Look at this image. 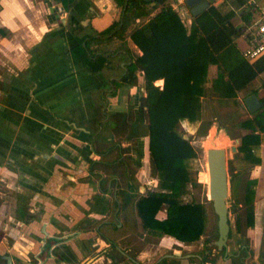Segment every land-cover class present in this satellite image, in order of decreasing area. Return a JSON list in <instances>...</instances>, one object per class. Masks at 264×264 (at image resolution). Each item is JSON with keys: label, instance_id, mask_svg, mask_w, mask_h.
<instances>
[{"label": "crops", "instance_id": "crops-1", "mask_svg": "<svg viewBox=\"0 0 264 264\" xmlns=\"http://www.w3.org/2000/svg\"><path fill=\"white\" fill-rule=\"evenodd\" d=\"M248 1L264 10V0ZM166 3L190 26L192 16L182 5L184 0ZM225 3L217 0L213 5L234 8ZM120 13L117 0H73L68 9L57 0H0V250L22 261L135 262L114 241L133 219V203L125 206L120 190L128 191L130 177L138 188L145 185L141 175L148 171L147 137L122 139L117 149L107 151L109 132L92 137L89 128L99 107L126 111L132 106L134 121H145L139 104L144 94L142 73L137 72L136 85L121 81L130 62L126 50L141 54L140 49L128 34L124 41L98 35ZM143 21L136 19L135 24ZM231 21L242 24L239 14ZM247 34L236 39L241 52ZM83 35L95 36L90 45L97 53H109L95 68L76 61L72 53ZM260 76L264 73L252 82ZM258 168L260 174L250 170L256 198L254 225L247 231L255 261L262 241L259 214L264 213V170ZM151 181L156 184L152 177ZM135 218L140 223L137 214ZM234 241L229 239V249L242 243ZM173 244L188 251L193 247L168 235L159 242L165 247ZM194 257L199 255L187 252L169 258L176 264H196L190 261ZM221 260L230 264V259Z\"/></svg>", "mask_w": 264, "mask_h": 264}, {"label": "trees", "instance_id": "trees-1", "mask_svg": "<svg viewBox=\"0 0 264 264\" xmlns=\"http://www.w3.org/2000/svg\"><path fill=\"white\" fill-rule=\"evenodd\" d=\"M57 1L68 9L73 0ZM166 1L117 0L121 7L118 20L98 33L104 38L114 37L122 41L128 34L140 49L141 54L126 50L130 62L125 67L121 81L136 85L137 72L142 73L144 94L140 96L139 104L144 108L145 121H134L132 106L126 111H107L99 107L96 116L89 122V128L92 137L104 130L109 132L107 151L117 149L122 139L132 141L140 136L147 137L148 173L149 177L157 179V189L147 190L141 195L130 177L127 181L128 191L119 192L122 203L125 206L133 203L144 230L192 244L204 232L206 208L201 202L183 200L190 182L188 161L196 156V152L191 145V138H184L181 122H194L201 99L208 95L235 99L239 91L264 73V54L249 62L236 44V39L247 33L254 19L257 10L255 3L232 0L234 8L228 9L212 4L192 16L191 24L187 27L179 12ZM236 14L242 20L240 26H235L231 21ZM136 19L145 21L135 24ZM94 39L95 36L83 35L72 48V53L77 55L76 61L92 68L109 56L108 51L97 53L91 47ZM211 65L216 67V76L207 86ZM160 79L162 85H156L155 82ZM251 93L258 95V89H252L248 95ZM259 99L261 108L238 123L239 127L249 130L240 136L238 153L253 164L260 163V158L253 150L264 139V99ZM238 176L239 171L231 172L232 180ZM193 184L196 185L195 182ZM254 185L255 180L248 178L241 196L230 199L229 208L234 213L240 210L235 218L236 232L245 239L238 247L239 254L232 256L235 259L232 264H245L242 259L249 252L247 230L254 223ZM161 211L164 216L159 218L157 214ZM204 249L211 252L210 248ZM200 254V264H215V258L209 259L207 254ZM167 260L177 261L164 258L161 262Z\"/></svg>", "mask_w": 264, "mask_h": 264}, {"label": "rangeland", "instance_id": "rangeland-1", "mask_svg": "<svg viewBox=\"0 0 264 264\" xmlns=\"http://www.w3.org/2000/svg\"><path fill=\"white\" fill-rule=\"evenodd\" d=\"M225 1L226 5H228L230 2L229 6H233L231 0ZM183 4L184 3H182V5ZM261 10L262 7L258 6L255 17ZM184 19L187 21V18ZM185 23L187 24V27H189L188 23ZM215 76L216 69L211 65L207 74V86H210L211 81ZM263 81L264 77L260 76L257 81L251 82L245 89L239 91L235 99L219 98L215 95H208L201 99V106L196 120L194 122H188L186 120L181 122L182 132L187 136V138H191V145L196 152V156L188 161L190 182L187 185V191L183 196V200L186 202H201L206 208L205 228L200 239L192 243L193 247L190 249V251L175 244L167 247L159 245L160 239L164 237V235H160L157 232L144 230L141 226V223L137 222V219L135 218V208L134 205L131 204L130 208L131 212L133 213V219L130 220L131 223H128L129 226L125 229V232L120 234V237H122L120 239L116 238L114 241L116 246L118 245L126 248L128 254L132 256L133 259H135V262H133L124 258L122 260L123 264H176L177 262L174 260H167L165 262H161L164 258L159 260L163 255L170 254L172 252H178L179 254L193 252L194 254H198L199 257L193 258V261L196 264H200L198 259L201 258L200 253L202 252L204 255L207 254L209 259L212 257L215 258V261H220L218 264H225V262L221 260L223 258V253L218 251L216 247L211 244V241L217 238V216L213 211L212 202L209 199V175L207 169L206 152L212 147H222L226 151L228 176L227 204L231 227L230 239L232 241L239 240L242 243L245 241L244 237L237 233L235 229V218L240 213V210L234 213L229 208L230 199L232 197L238 198L241 196L245 182L248 178H250V173L252 170L259 172V174L262 170L259 169L258 166H261V168L264 170V139L262 138L260 144L253 150L254 154L260 158V163L253 164L250 160L244 159L242 154L238 153L237 147L240 144V136L247 133L249 130L239 127L238 123L241 120L251 117V113L244 106L243 102L244 98L252 89L257 88L258 97L264 99V85L262 84ZM234 100H236V102ZM233 147H235V150H233ZM247 168H249V170H247ZM232 171H239V176L233 180L231 179ZM141 177V180L145 181V185H143L144 188H138L139 194L142 195L145 194L147 190L157 189V179H155L156 184L154 185L153 181H151V177H149L148 171L146 174H142ZM193 182H195L196 185H194ZM255 198L256 192L254 193L253 204ZM162 212L157 214L159 218L164 216V212ZM259 217L263 225L261 248L258 255L261 258L258 257L257 261H255L254 251L251 250L249 243L248 255L243 258L245 264H259L260 261L262 262L261 264H264V213L261 212ZM236 247L238 246L234 243V248L228 249V254L236 253L238 249ZM204 248H210L211 252L209 253ZM113 252L117 257V253H115L114 249ZM165 258L170 259L169 257ZM228 259L230 258H227V260ZM232 261H235V259L231 258L230 264H232ZM205 264L211 263L206 262Z\"/></svg>", "mask_w": 264, "mask_h": 264}, {"label": "water", "instance_id": "water-1", "mask_svg": "<svg viewBox=\"0 0 264 264\" xmlns=\"http://www.w3.org/2000/svg\"><path fill=\"white\" fill-rule=\"evenodd\" d=\"M217 0H184L186 9L191 16H196L203 10L214 4ZM244 106L250 113H254L261 108V102L256 93H251L244 98ZM184 138H187L184 135ZM235 150V147H233ZM207 169L209 175L208 192L212 202L213 211L217 216V238L211 242L218 251H224V258L228 254V241L230 235V220L228 215V176L226 151L222 147H212L206 152ZM178 252L163 255L165 257H178ZM6 264H13L10 255L5 256ZM159 259V260H160Z\"/></svg>", "mask_w": 264, "mask_h": 264}, {"label": "built area", "instance_id": "built-area-1", "mask_svg": "<svg viewBox=\"0 0 264 264\" xmlns=\"http://www.w3.org/2000/svg\"><path fill=\"white\" fill-rule=\"evenodd\" d=\"M257 14V13H256ZM248 43L242 55L249 62L264 54V10H261L247 28Z\"/></svg>", "mask_w": 264, "mask_h": 264}, {"label": "flooded vegetation", "instance_id": "flooded-vegetation-1", "mask_svg": "<svg viewBox=\"0 0 264 264\" xmlns=\"http://www.w3.org/2000/svg\"><path fill=\"white\" fill-rule=\"evenodd\" d=\"M230 231H231V227H230ZM229 239H230V235H229ZM212 242V241H211ZM216 247V246H215ZM217 249V248H216ZM228 249H229V241H228V248H227V251H228ZM224 249L223 250H221V252L223 253V258H224ZM239 254V251H238V249H237V252L236 253H230V254H227L226 255V259L227 258H230V263H231V258H232V256H237ZM7 255H10L11 256V258H12V261H13V264H30L29 262H27V261H22V260H20V259H18L12 252H10V251H7V250H5V251H1L0 250V264H6V258H5V256H7ZM229 256V257H228ZM225 259V258H224ZM242 261H244L243 259H242Z\"/></svg>", "mask_w": 264, "mask_h": 264}]
</instances>
